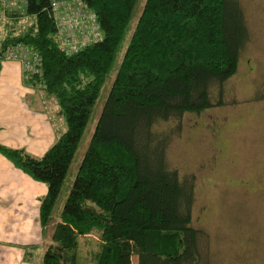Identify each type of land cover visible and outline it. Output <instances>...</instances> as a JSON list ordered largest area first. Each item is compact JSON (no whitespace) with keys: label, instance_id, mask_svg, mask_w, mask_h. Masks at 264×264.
<instances>
[{"label":"trees","instance_id":"trees-1","mask_svg":"<svg viewBox=\"0 0 264 264\" xmlns=\"http://www.w3.org/2000/svg\"><path fill=\"white\" fill-rule=\"evenodd\" d=\"M79 1L101 39L62 47L54 3ZM7 43L38 54L24 82L52 95L66 130L40 158L0 144V154L46 185L47 227L91 115L110 88L42 264H76L79 239H95L91 264H201L204 234L192 227L193 185L167 164L161 123L223 105V84L249 41L237 0H23ZM10 17H13L11 15ZM127 37L128 40H127Z\"/></svg>","mask_w":264,"mask_h":264},{"label":"rangeland","instance_id":"rangeland-1","mask_svg":"<svg viewBox=\"0 0 264 264\" xmlns=\"http://www.w3.org/2000/svg\"><path fill=\"white\" fill-rule=\"evenodd\" d=\"M237 1L244 11L249 41L236 74L222 86L223 105L199 114L185 113L158 126L170 137L166 151L169 168L193 185L192 227L204 234L201 264H264V0ZM27 21L22 18L19 25L25 26ZM109 88L108 82L91 115L47 236L61 221L63 205ZM49 122L50 135L44 128ZM0 127L8 145H18L33 158H40L66 130L56 99L41 86L25 83L17 61L0 64ZM49 136L53 142L41 152ZM32 217L26 214V221ZM46 243L43 239L38 242L40 264ZM95 244V239L78 240L76 264H91L86 253L95 250ZM37 255L38 250L35 263ZM132 264H138L137 257L132 258Z\"/></svg>","mask_w":264,"mask_h":264},{"label":"crops","instance_id":"crops-1","mask_svg":"<svg viewBox=\"0 0 264 264\" xmlns=\"http://www.w3.org/2000/svg\"><path fill=\"white\" fill-rule=\"evenodd\" d=\"M19 65L22 69L20 63ZM48 127L44 128L50 135V122ZM3 130L0 127V144L10 149L22 150L18 145H8ZM45 141L41 152L51 146L53 139L49 136ZM46 193L47 187L41 188L38 182L0 154V264H40L38 242L43 239L49 246L53 235L50 231L47 236L48 226L44 228L40 224V200ZM26 214H31L32 219L26 221ZM26 232H29L28 235ZM37 250L38 260L35 263L33 260Z\"/></svg>","mask_w":264,"mask_h":264},{"label":"built area","instance_id":"built-area-1","mask_svg":"<svg viewBox=\"0 0 264 264\" xmlns=\"http://www.w3.org/2000/svg\"><path fill=\"white\" fill-rule=\"evenodd\" d=\"M23 0H0V64L17 61L21 64L23 74L38 72L40 60L38 54L21 44L7 43L6 23L20 14L22 16ZM53 19L59 29L62 47L68 52H75L86 44L101 39L94 15L89 13L79 1L54 3ZM13 15V17H10Z\"/></svg>","mask_w":264,"mask_h":264}]
</instances>
